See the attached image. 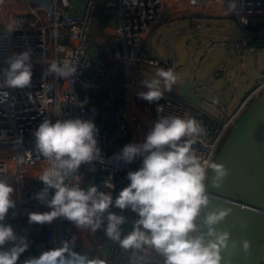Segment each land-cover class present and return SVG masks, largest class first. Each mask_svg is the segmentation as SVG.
<instances>
[{"label":"built area","instance_id":"built-area-1","mask_svg":"<svg viewBox=\"0 0 264 264\" xmlns=\"http://www.w3.org/2000/svg\"><path fill=\"white\" fill-rule=\"evenodd\" d=\"M45 1H48L49 7ZM234 2L235 10L228 14L227 0L225 3L220 0H84L83 3L80 0H5L0 5V29L9 22H14L19 28L7 37L0 31V70L8 66L6 57L28 49L32 51L33 63L32 87L4 89L9 93L7 101L2 102L0 98V151L5 152L0 156V179L14 183L17 191L15 207L9 210L3 223L11 225L18 237H25L30 242L29 248L18 260L20 264L29 257H38L44 251L61 247L63 241L73 238L74 250L86 254L74 235L72 222L62 217L43 225L28 222L27 212L51 210L35 198L45 187L36 178L41 174L45 161L35 146L32 132L46 118L52 122L70 118L94 122L98 129L96 139L100 159L93 161L97 168L90 172L88 178L98 190L105 192L109 189L104 187V182L110 179L115 197L129 184L127 173L138 170L142 162V158L130 164L116 159L122 150L114 148V145L128 129L122 107L126 79H116L117 64L123 67L125 73L140 71L144 66L158 68L160 61L148 56L144 50L145 43L173 21L197 17L232 21L233 26L239 29L233 49L238 50L247 61L250 55L264 51V0ZM22 5L26 7V13L21 11ZM78 8L82 9L81 13L75 12ZM98 14L110 16L116 24L115 41L121 48H115L111 64L98 63L92 56L93 24ZM53 32L58 35L54 36ZM50 40L53 43L52 54ZM43 60L49 63L67 60L77 68V73L69 78H57L54 74L44 76L47 65ZM78 85L82 95L78 92ZM101 92H105L103 99L96 95ZM263 94L264 78L255 81L237 112L222 120L208 117L180 98L164 97L152 102L151 106L157 120L167 115L195 118L205 134L197 139L193 148L205 159H213L218 143L235 126L242 110ZM159 106L162 112L158 113ZM77 174L83 187L87 176L80 168ZM52 194L54 190L49 191V198ZM110 210L126 217L122 237L127 235L137 215L130 209L121 210L115 206ZM104 242L112 254L133 251L121 249L106 234ZM9 244L11 247L12 243Z\"/></svg>","mask_w":264,"mask_h":264},{"label":"clouds","instance_id":"clouds-1","mask_svg":"<svg viewBox=\"0 0 264 264\" xmlns=\"http://www.w3.org/2000/svg\"><path fill=\"white\" fill-rule=\"evenodd\" d=\"M4 2L0 0V5ZM220 2L225 3V0ZM235 7L234 0H227L226 14ZM17 30L14 22L0 29L6 37ZM53 35L58 34L53 32ZM43 62L47 65L44 76L54 74L57 78H69L77 73V68L67 60ZM5 63L8 66L0 70L2 102H6L9 95L4 89L32 87V51L13 53L5 58ZM177 80L171 68H160L153 79L142 81L148 91L138 95L149 103L158 102L165 93L172 92ZM157 112H162L160 106ZM97 134L95 123L82 118L56 119L55 122L46 118L32 132L35 146L45 161L41 174L36 177L45 187L35 198L51 210L27 212L30 224L43 225L62 217L81 230L96 232L103 228L108 239L121 249H153L163 258V264H221V252L228 248L229 242L237 247L231 233L217 227L230 215V208H214L202 216V211L215 199L207 190L209 173H214L212 187L221 189L230 169L197 154L193 145L205 130L195 118L161 116L143 142L125 145L116 159L130 164L142 158V162L138 170L127 173L129 184L115 197L110 179L104 182V187L109 189L107 192L98 190L95 185L84 190L77 174L82 164L100 159ZM50 190H54L51 198ZM13 192V187L0 179V248L12 243L8 250H0V264H17L30 244L25 237H18L11 225L3 223L9 210L15 207L11 198ZM113 206L130 209L138 217L132 222V231L123 237L126 217L112 212ZM239 243L244 254L249 255L250 241L243 239ZM74 248L75 238L63 241L61 247L44 251L38 257H29L23 264H106L105 260L91 258ZM133 264H142V261L137 258Z\"/></svg>","mask_w":264,"mask_h":264},{"label":"water","instance_id":"water-1","mask_svg":"<svg viewBox=\"0 0 264 264\" xmlns=\"http://www.w3.org/2000/svg\"><path fill=\"white\" fill-rule=\"evenodd\" d=\"M231 33L230 44L218 47L201 46L196 35L184 26H165L154 34L151 49L155 59L170 65L172 70H178V74L189 66L185 74L190 79L186 78L176 89L180 99L188 100L197 108L212 105L214 97L224 87L235 91L237 85L221 71L226 56L234 50L238 27L234 25ZM198 48L201 49L199 54ZM247 64L252 80L243 84L239 100L252 90L255 81L264 78V73L257 68L255 54L248 57ZM141 73L148 80L156 75L147 70ZM77 89L82 95L80 85ZM215 162L224 164L230 169V174L223 187L216 189L211 185L214 173L210 172L207 190L215 199L202 211V216L214 208H230V215L217 227L229 231L231 240L237 242L234 248L230 241L228 248L221 252V264H264V94L236 122ZM243 239L251 243L249 255L244 254L239 243ZM2 248L8 250L10 244L6 243Z\"/></svg>","mask_w":264,"mask_h":264},{"label":"crops","instance_id":"crops-1","mask_svg":"<svg viewBox=\"0 0 264 264\" xmlns=\"http://www.w3.org/2000/svg\"><path fill=\"white\" fill-rule=\"evenodd\" d=\"M76 13H81L82 9L78 8L75 10ZM31 16H28V18ZM97 18L94 21L93 25V43L91 46V52L94 60L101 64H111L113 62V52L115 51L116 45V38L112 39V35L115 34L116 25L113 21H111V17H103L101 15H97ZM186 22H180V20L173 21L168 26L170 27H177V26H185L189 27L190 24L196 31L200 32L201 22L208 21L209 23H221L222 31L220 30L219 34H216L214 37L215 39L207 41L206 45H217L223 46L224 42L230 44V38L232 37L231 29L233 27L232 21H227L224 19H216V18H205V17H197V18H183ZM212 25V24H208ZM207 26V25H206ZM208 28V27H207ZM210 31L211 29L208 28ZM212 32V31H211ZM223 38V39H222ZM110 39V44L107 43V40ZM113 43V44H112ZM115 46V48L113 47ZM114 48L113 50H110ZM243 56L238 50H233L226 56L225 62L221 66L222 69L228 72L229 76H233L236 72V65L240 64L241 70L244 72L247 70V63L245 62ZM151 68V67H150ZM147 70V67L144 66L140 71L133 70L125 73L123 67L117 64L116 69V79L124 80L125 81V91L122 98V107L124 111V116L128 123V129L126 133L118 139L115 143L114 148L123 149V147L132 142H143L147 132L151 129L154 123L157 121L156 114L154 113L151 103L146 100H143L139 97V93L147 92L148 89L146 86L143 85L142 81L146 78L142 75L141 71ZM154 73H157L159 70L158 68L151 69ZM150 71V70H147ZM174 71V70H173ZM187 72V70H186ZM185 71L182 73V77L178 78L177 83L173 86H178L180 83L186 80L187 76ZM176 74L178 75V70H176ZM172 95L174 97H178L177 91L173 92ZM100 99H103L105 96V92H101L96 94ZM164 97H167L166 94ZM179 98V97H178ZM228 118V117H227ZM227 118H216L218 120L227 119ZM5 153L0 151V156ZM97 168V164L92 162L90 164H82L80 166V170L86 174V178L84 179L83 189L87 190L89 186H92L88 176L90 172L95 171ZM12 184L11 186L14 189L12 194V199L16 201L17 191L16 185L14 183L7 182ZM72 230L76 239L81 243L86 254L91 257H99L106 261V264H133V261L137 258H140L142 264H163V258L159 256L153 249H149L145 247L143 250H135L130 253L125 254H112L108 251L107 247L105 246L104 242V232L102 229L97 230L96 232H92L90 229H79L75 226L72 222ZM17 264H20L17 262Z\"/></svg>","mask_w":264,"mask_h":264},{"label":"flooded vegetation","instance_id":"flooded-vegetation-1","mask_svg":"<svg viewBox=\"0 0 264 264\" xmlns=\"http://www.w3.org/2000/svg\"><path fill=\"white\" fill-rule=\"evenodd\" d=\"M191 28H193V27L190 24V26L187 29L189 32L194 33L193 30H195V29H191ZM196 38H198V37L196 36ZM222 45L228 46L229 44L227 42H224ZM204 46L212 47L213 45L212 44L211 45L210 44L209 45L204 44ZM197 50H198L197 54H199L201 52V49L198 48ZM158 60L160 61L158 69L164 68L165 70H167V69L171 68V67H169L170 65H166V64L162 63L163 62L162 60H160V59H158ZM224 62H225V60H224ZM239 66H240V64L236 65V72L233 76H229L228 72L221 68V71L224 74H226V76L229 79L233 80L234 84L237 85V88L235 89V91H231L228 87H226V88L224 87L223 91L216 94V96L214 97L215 101L212 105L209 104V105L197 107L199 110L206 113V115L208 117H211V118H218V117L227 118V117L232 116L235 112H237V109L234 110V106H235L236 102L239 100V95H240V92L242 90L243 84L252 80L251 73H250V75H248V72H246V71L244 72V70L242 71ZM187 78L190 79V76L187 75ZM176 89H177V87L175 86L174 90H176ZM186 101H188V100H186Z\"/></svg>","mask_w":264,"mask_h":264},{"label":"rangeland","instance_id":"rangeland-1","mask_svg":"<svg viewBox=\"0 0 264 264\" xmlns=\"http://www.w3.org/2000/svg\"><path fill=\"white\" fill-rule=\"evenodd\" d=\"M82 3L84 2V0H80ZM45 5H47L48 7H49V5H48V1H45ZM47 6H45V7H47ZM59 6L62 8L63 7V5H62V3L61 2H59ZM22 8H23V10H21L23 13H26V7L24 6V5H22ZM193 14H196V12H194ZM13 17V16H12ZM97 18V17H96ZM183 18H180L179 20H180V22L179 23H181V22H186L185 20H182ZM216 19H218V18H216ZM227 21H228V19H227ZM208 24H212V25H208ZM94 25V24H93ZM116 25V24H115ZM207 25V26H206ZM221 23H212V22H208V21H205V22H201V28L199 29L200 30V32L199 31H196V30H193V32H194V34L199 38V43H202V45L201 46H204V43H206L207 41H209V40H214L215 39V35L216 34H219V32H220V30L222 31V28H221ZM210 28L211 29V31L208 29V28ZM253 27H255V26H253ZM215 36V37H214ZM114 38H116V35H112V39H114ZM223 39V38H222ZM113 41V40H112ZM111 41V42H112ZM110 42V39H108L107 40V43L108 44H110L111 43ZM113 44V43H112ZM113 47L115 48V46L113 45ZM116 47H119V48H121V45L119 46V45H116ZM49 48H50V54H52L53 52H52V49H53V43H52V41L50 40L49 41ZM114 48H111L110 50H113ZM144 50L147 52V54H148V56L149 57H151V58H155V56L153 55V53H152V49H151V38L145 43V46H144ZM255 56H256V59H257V68L261 71V72H263L264 73V51H259V52H257L256 54H255ZM245 62L247 63V61L245 60ZM244 62V63H245ZM147 67V70H150V72L151 71H153V70H151V69H153V68H150V66H146ZM189 67V66H188ZM188 67H185V68H183V70H181L180 71V74H178L177 76H178V78H181L182 77V73H183V71H186V69L188 68ZM240 67V66H239ZM247 72H248V75H250V73H251V71H250V68H249V66H248V64H247ZM174 72L176 73V70L174 69ZM176 90H173V92H175ZM166 94V96L167 97H173V98H175V99H179L177 96L176 97H174V96H170V95H172V92H170V93H165ZM183 100V99H182ZM255 100H253V101H251L243 110H242V112H241V114H240V116L237 118V121L242 117V115L246 112V110L248 109V107L254 102ZM242 102V100H238L237 102H236V104H235V106H234V110H236L238 107H239V105H240V103ZM198 109V108H197ZM229 118V117H228ZM233 128V127H232ZM232 128L230 129V130H228L227 132H226V134L223 136V138L221 139V141L218 143V145H217V148H216V150H215V153H214V156H213V161H215L216 160V158H217V156H218V154L220 153V150H221V148H222V146L224 145V143H225V141L227 140V138H228V135H229V133H230V131L232 130ZM210 174V173H209ZM9 184V183H8ZM10 185H12V184H10ZM13 186V185H12Z\"/></svg>","mask_w":264,"mask_h":264},{"label":"bare ground","instance_id":"bare-ground-1","mask_svg":"<svg viewBox=\"0 0 264 264\" xmlns=\"http://www.w3.org/2000/svg\"><path fill=\"white\" fill-rule=\"evenodd\" d=\"M10 183H12V182H10Z\"/></svg>","mask_w":264,"mask_h":264}]
</instances>
